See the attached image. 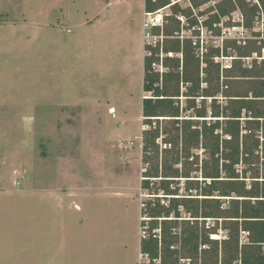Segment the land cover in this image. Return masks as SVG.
<instances>
[{
	"label": "rangeland",
	"instance_id": "1",
	"mask_svg": "<svg viewBox=\"0 0 264 264\" xmlns=\"http://www.w3.org/2000/svg\"><path fill=\"white\" fill-rule=\"evenodd\" d=\"M143 2L0 0V182L8 188L12 182H27L30 188H35L36 182H70L78 188L75 195L80 209L75 210L72 228L73 256L64 260L62 252L49 264H138L139 171L148 162L150 173L177 151L150 147L141 153L133 139L140 134L142 96L148 94L142 89L146 54ZM178 5L189 9V19L200 12L210 14L211 7L206 4L193 9L189 0H180ZM165 11L171 14V7ZM251 32L250 28L249 37ZM250 40L241 45L242 51L258 49V39ZM229 50L238 54L235 48ZM243 62L248 63L240 59L233 62L232 69L219 71L220 88L250 87L248 79L237 77L236 68ZM251 62L253 67L264 66L263 60ZM219 96L225 103L224 96ZM183 98L179 99L182 104ZM160 124L162 128L171 125L164 119ZM130 140L136 145L125 148ZM191 152L198 167L190 166L184 158L178 166L188 162L190 170L199 168L206 153L202 148ZM197 174L201 176L198 169L191 171L192 176ZM151 182L159 184V180ZM179 182L180 193H188L184 190L187 182ZM106 186V191H98ZM31 195L21 199L12 193L6 199L13 214L8 226L0 224V253L2 229L19 234L21 225L15 221L22 220L29 234V252L40 248L38 219L44 208L50 214L54 211ZM57 212L65 218L63 210ZM43 218L47 229L52 220L47 215ZM206 223L221 228V219ZM225 232L221 228L218 237ZM245 235L241 232V243ZM0 264L38 263L14 255L0 257Z\"/></svg>",
	"mask_w": 264,
	"mask_h": 264
},
{
	"label": "trees",
	"instance_id": "2",
	"mask_svg": "<svg viewBox=\"0 0 264 264\" xmlns=\"http://www.w3.org/2000/svg\"><path fill=\"white\" fill-rule=\"evenodd\" d=\"M191 2L195 7L200 5L199 0ZM261 2L264 5V0ZM169 3L170 0H144L143 5L144 10L150 12ZM170 7L171 14L165 16L166 24L163 26L164 34L168 36L180 29L175 15H190L189 9L181 8L177 3ZM237 8L245 17V25L249 26L256 7L249 6L246 0H220L217 3L220 16ZM234 48L240 56L253 51H242L237 45ZM163 49L181 52L182 64L177 57L166 58L170 70L159 87L154 85L159 76L151 71L153 55L144 56L142 89L152 91L155 98H143L141 110L147 117H171L167 120L171 125L160 130V120L150 119L148 122L152 129L145 133L144 152L150 147L158 151L154 139L160 131L165 132V139L171 143V148L165 152L177 151L163 161L161 176L196 178L199 175L192 176L191 171L198 169L203 180L186 179V189L196 188L202 197L172 198L167 207L150 208L153 218L150 231L160 227V241L152 236L142 239L140 250L148 254V264H154V258H160V264H181V258L188 259V264H264V66L235 67L239 72L237 77L248 79L250 87L231 91L229 86L220 88L219 66L211 60L219 49H211L205 57L203 80L200 77V60L189 40L180 42L178 38H172L163 45ZM226 50L224 48V52ZM202 81L207 83L206 87H201ZM181 83L185 87L183 94L188 97L183 108L176 98L180 95ZM220 94L226 99L225 103L219 99ZM197 97H201L199 103H196ZM207 97H211L210 102H207ZM187 111L191 118L179 119L181 113ZM178 148L182 151L181 156ZM198 148L204 150L206 157L199 168L190 170V166L199 165L194 156L189 160L192 149ZM181 158L190 161V166L184 162L181 169L176 168L175 164ZM259 164L263 167L260 168ZM159 172L157 165L151 169L150 175L159 176ZM177 181L162 179L156 189L169 192V183ZM171 212L173 217L168 218ZM208 218L216 223L221 219V228L226 230L222 238L210 237L218 234L221 228L207 224ZM241 232L246 233L242 243ZM178 241L179 247L171 248Z\"/></svg>",
	"mask_w": 264,
	"mask_h": 264
},
{
	"label": "built area",
	"instance_id": "3",
	"mask_svg": "<svg viewBox=\"0 0 264 264\" xmlns=\"http://www.w3.org/2000/svg\"><path fill=\"white\" fill-rule=\"evenodd\" d=\"M220 0H199L200 7L202 4H206L208 7H211L209 12L210 14H204V12L196 13L195 17L192 19H189L191 16V13L188 17H186L183 14H177L175 17L179 20L180 23V29L179 31H175L173 35L168 36L165 35L163 32V26L166 24L165 16L169 13L165 11L166 8H170L172 4L179 3L180 0H170V3L160 9H157L155 11H145L144 10V17L145 20L143 21L144 26V34H143V40H144V50L146 51L145 56H152L153 60L151 62V71L155 74H158L159 81L154 83L155 86H162V81L164 75L169 72L170 67L168 64H166L165 59L170 57H177L180 60V65L182 64V53L181 52H172V51H164L163 45L172 38H178L180 42H182L184 39H187L190 41L191 46L194 49V53L197 58L200 60V67H201V73L200 77H205L202 67L206 65L205 63V57L209 54V51L211 49H219V53H216L211 56V60L214 63H217L219 66V71L223 70H230L233 68V62L239 61L242 59L243 61H247L248 65L243 62L242 67L251 68L253 67L251 64L252 59H258V61L263 60L264 61V5L262 4L261 0H246L249 6L256 7L255 13L253 14L251 18V24L249 26L245 25V17L241 13V11L237 8L230 12L228 15L220 16L217 11V3H219ZM190 7L194 9L195 6H193L191 0H189ZM218 16L217 18H214L213 16ZM229 21H232L229 22ZM156 27H159V29H156ZM252 29L253 32H251L252 37L255 39H258V42L260 43L258 47L260 49L251 51L248 55L240 56V55H233L232 52L229 49L234 48V45H237L239 47H242L241 45L247 44L249 41H252V37L248 36L249 29ZM159 30H162L159 32ZM226 46V47H225ZM224 48H226V52H224ZM155 50V53L153 52ZM263 52V55L261 53ZM144 59V56H143ZM242 64V63H241ZM179 70H181V66L179 67ZM220 74V73H219ZM221 79V74L220 78ZM207 83L202 81L201 87H206ZM183 88V89H182ZM185 90L184 84H180V95L176 97L179 99H184L185 103L187 100V96L183 94V91ZM148 94H143V98H155L152 91H144ZM264 98V96L262 97ZM201 97H197L196 103H199ZM219 99L222 101V98L219 96ZM211 101V97H207V102ZM180 103L179 105L181 108L185 105ZM114 110L113 108H110L109 111L111 114L114 115V112H111ZM182 116L179 117V119L183 118H191L189 116V111L182 112ZM207 119L210 118V112H208ZM150 119L155 120H165L171 119V117H147L142 115L141 116V124H140V134L134 136V141H137L138 148L140 149L141 153H144V139H145V133L148 130L152 129L151 124L148 122ZM155 124V123H154ZM162 124H160V130H162ZM167 137V134L165 132L160 131V134L155 137L154 141L158 145V149L160 147V150L165 151L167 149L171 148V143L165 139ZM130 140L129 143H127L125 148H131L135 144V142ZM143 151V152H142ZM127 157V154L125 155ZM193 159V155L189 158V160ZM179 162L175 164L176 168L181 169L182 164L178 166ZM159 169V176H151L150 173H148V162H146L144 167H141V171L139 174V179L141 181V185L139 184L138 187V206H139V241L141 242L142 239L148 238L150 236L157 237L160 241V227H156L151 229L150 231V221L153 219L150 216L149 210L152 207L157 206H165L167 207L170 203V200L172 198H201L202 195L198 193L196 188H190L186 189V186L184 187V190H186L188 193L181 194L180 193V181H185L186 179H198L200 182L203 180L202 177H190V178H184V177H165L161 176V170H162V163L160 166L158 165ZM162 179H175L178 180L175 184V182L169 183V188L171 191L167 192L163 189L159 188L156 189V182H151L155 180H159V182ZM158 182V183H159ZM207 182H209V179H207ZM155 185V188L153 187ZM150 190H153V192H149ZM159 191L162 193L158 194ZM229 197H226L228 199ZM183 216L185 214H182ZM173 217V212H171L170 216L168 218ZM159 220L161 217H157ZM165 218V217H164ZM184 218V217H182ZM181 219V218H179ZM211 219V218H208ZM207 219V220H208ZM206 220V221H207ZM213 235H217V237H213ZM211 238H219L218 234H211ZM160 244V242H159ZM180 241L175 243L174 245H171V248L173 247H179ZM146 259V260H145ZM181 262L188 261L186 258H181ZM150 261L149 256L147 253L139 251L138 254V262L139 264H148ZM154 264H160V258H154L153 259Z\"/></svg>",
	"mask_w": 264,
	"mask_h": 264
},
{
	"label": "crops",
	"instance_id": "4",
	"mask_svg": "<svg viewBox=\"0 0 264 264\" xmlns=\"http://www.w3.org/2000/svg\"><path fill=\"white\" fill-rule=\"evenodd\" d=\"M144 4V2H143ZM144 8V5H143ZM143 81V77H142ZM112 108V107H110ZM109 108V109H110ZM128 161L129 158H126ZM140 172V171H139ZM15 183V185H13ZM37 185L35 188H30L27 182H12L11 187L5 186V182H0V224L8 226L9 218L11 216L9 211L10 207L7 205V200L12 193L19 194L22 196L21 199L27 197L31 194V196H36L39 202L50 205V210L54 211L53 213H49L44 210L42 211V218H39V227H38V235L41 237V246L37 249L36 253L29 252L28 245V232L25 231V226L22 221H15V225H21L18 233L13 232L12 230L7 231L2 229V238L3 249L0 253L1 258H12L14 255L19 257L21 260L32 261L34 259L37 260L38 264H49V262L57 260V256L59 253H64L63 259L69 260L72 258V252L75 249L73 246L72 239V228L74 226L75 220V210H79L80 206L76 201V191L78 188L76 185L71 184L70 182H36ZM20 187H19V186ZM101 189V190H100ZM100 193L102 191L107 190L106 187H99L98 191ZM120 190V189H119ZM92 191V189H90ZM54 208V209H53ZM63 210L64 217L62 218L60 212ZM73 213V216H71ZM43 215H47L51 218L52 222L47 229L43 226ZM40 216V214H39ZM72 220V221H71ZM139 220V216H138ZM55 222V224H54ZM11 223V221H10ZM56 225V226H55ZM58 228V233H55ZM49 229V230H48ZM48 230V237L45 238V231ZM44 235V237L42 236ZM46 243L49 245L46 246ZM138 254L140 251V241H139V230H138ZM62 260V258H61ZM139 264V262H138Z\"/></svg>",
	"mask_w": 264,
	"mask_h": 264
},
{
	"label": "bare ground",
	"instance_id": "5",
	"mask_svg": "<svg viewBox=\"0 0 264 264\" xmlns=\"http://www.w3.org/2000/svg\"><path fill=\"white\" fill-rule=\"evenodd\" d=\"M112 112H115L114 110H112ZM213 237H215V236H213Z\"/></svg>",
	"mask_w": 264,
	"mask_h": 264
}]
</instances>
